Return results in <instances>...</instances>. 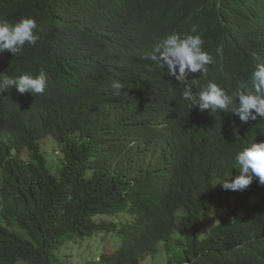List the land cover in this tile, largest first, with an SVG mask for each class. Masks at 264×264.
Segmentation results:
<instances>
[{
    "label": "trees",
    "instance_id": "trees-1",
    "mask_svg": "<svg viewBox=\"0 0 264 264\" xmlns=\"http://www.w3.org/2000/svg\"><path fill=\"white\" fill-rule=\"evenodd\" d=\"M155 1L8 0V4L14 2L17 5L8 18L11 22L24 17L42 22L43 32L38 41L42 42V47H48L41 55L56 56L55 65L69 76L65 79L67 82L74 85L75 81L70 77L92 82V89H73L62 97L59 100L61 107L38 129L39 137L50 133L56 136L65 130L84 132L89 137V141L81 146H73L76 158L72 167L62 169L55 180L40 173L21 174L24 172L21 169L11 177L16 189L9 195L16 203L17 213L3 216L0 238L10 227H16L22 242L27 245L26 255L34 254V264H69L67 246L93 237L88 228H98L104 223L94 219L99 213L97 209L113 211L125 206L120 198L123 186L111 178L119 174L122 162L113 152L98 153L97 148L104 143L101 131L105 125L109 122L118 126L121 114L132 115L134 109L125 111L127 108H124L121 112L122 91L99 99L95 93L101 92L104 75L110 80H130L142 78L147 69L153 72L163 70L143 58L146 52L141 47V31L157 41L172 34L162 31L153 15V5L149 3ZM178 1L188 11L180 19L183 32L199 34L210 45L208 52L213 56L214 67L212 79L220 83L227 81L225 84L231 87L234 82L248 80L255 65L264 63V0ZM52 43H56L55 47L51 46ZM217 49L222 52L217 53ZM205 78L190 76L187 83L191 85ZM148 84H151L149 80L146 81ZM191 86L193 93L205 87ZM184 88V84L169 77L165 71L146 107L147 115L155 111L158 117L168 122L170 118L164 139L166 144H183L196 155L218 158L223 154V163L217 160L215 166L206 169V173L194 174L193 170L188 173L192 182L201 184L207 176L235 165V156L244 146L241 141L234 144L240 139V130L235 127L241 122L230 112H200L198 107L192 108L182 98ZM228 93L232 96L234 91ZM165 113L168 117H163ZM244 124L261 128L264 127V118L258 117ZM139 131L156 134L152 141V149H157L152 157H156L160 152L158 136L162 130L155 131L151 125L142 124ZM195 145H200L201 149ZM42 157L46 160L44 155ZM142 158L140 162L145 164L147 157ZM130 163L123 167L130 169ZM175 170L179 171L178 168ZM138 189L141 194L143 188ZM28 194L34 198L30 200ZM149 221V215L142 218L143 225H148ZM212 222L210 230L196 228L189 234L165 238L168 261H172L171 264H264V188L249 192L234 219L226 217L211 229ZM0 244L2 261L8 264L14 249H9L3 242ZM127 248L134 250L138 247L128 243ZM140 248L146 249L145 252H133L119 260L103 254L101 264H142L148 255L158 252L156 241ZM88 263L98 264L95 259Z\"/></svg>",
    "mask_w": 264,
    "mask_h": 264
},
{
    "label": "clouds",
    "instance_id": "clouds-1",
    "mask_svg": "<svg viewBox=\"0 0 264 264\" xmlns=\"http://www.w3.org/2000/svg\"><path fill=\"white\" fill-rule=\"evenodd\" d=\"M149 5H153L151 11L162 31L172 34L157 41L141 31V47L146 52L143 58L163 70L153 72L147 69L142 78H132L134 80H110L104 75L101 92L95 93L99 99L122 91L121 112L124 108H127L125 111L134 109L132 115L121 114L118 126L109 122L105 125L101 131L104 143L97 148L98 153L113 152L122 162L119 174L111 178L123 186L120 198L125 205L123 209L113 211L98 208L99 213L94 219L104 223L98 228H88L93 237L86 239L98 245L92 257L98 264L102 263L103 254L118 260L133 252L141 254L146 249L140 247L153 241L157 242L158 252L146 258L160 257L162 264H171L166 255L165 238L189 234L196 228L210 230L212 220L211 229L226 217L234 219L249 192L264 188V127L254 129L244 124L258 117L264 118V63L255 65L248 80L234 82L231 87L226 85L227 81L220 83L212 79L214 67L213 56L208 52L210 45L199 34L183 32L180 19L188 13L187 8L178 0H156ZM16 6L14 2L10 5L8 0H0V223H3L4 215L17 213L16 203L9 195L16 189L15 182L11 181L15 171L40 173L55 180L62 169L72 167L76 158L73 146L89 141L84 132L72 130L58 132L56 136L51 133L38 136L39 126L61 107L59 100L73 89H92V82L81 77H70L75 81L73 86L67 82L65 79L69 76L55 65L56 56L41 55L48 47H42V42L38 41L43 32L42 22L33 17H24L17 22L8 19ZM55 44L51 46L55 47ZM221 52L222 49H217V53ZM165 71L169 77L185 85L182 98L192 108L198 107L200 112H230L241 122L235 127L240 130V139L234 144L241 141L244 146L235 156V165L207 176L201 184L192 182L188 173L192 170L194 174L206 173V169L215 166L217 160L223 163V154L218 158L196 155L183 144H166L164 139L170 118L168 122L158 117L155 111L147 115L146 107ZM194 75L206 77L191 84L205 86L196 93L187 83ZM148 80L151 84L146 85ZM231 91H234L232 96L228 93ZM142 124L151 125L155 131L162 130L158 136L160 152L156 157H152L157 153L156 148L152 149L156 134L139 131ZM48 137L58 142L56 153L61 155L58 160H54V156L48 158L43 150V142ZM195 146L201 149L200 145ZM143 156L147 157L145 164L140 162ZM132 159L134 162L130 163ZM127 163H130V169L123 167ZM175 168L179 171L176 172ZM138 187L143 188L141 194ZM13 193L16 195L17 190ZM28 197L30 200L34 198L29 194ZM145 215L150 217L148 225L142 224ZM0 242L14 249L8 264H34V254L26 255L27 245L22 242L16 227H10ZM128 243L138 248L130 250ZM0 264H5L1 244Z\"/></svg>",
    "mask_w": 264,
    "mask_h": 264
},
{
    "label": "rangeland",
    "instance_id": "rangeland-1",
    "mask_svg": "<svg viewBox=\"0 0 264 264\" xmlns=\"http://www.w3.org/2000/svg\"><path fill=\"white\" fill-rule=\"evenodd\" d=\"M58 149V142L52 138L48 137L43 142V150L47 157L52 156L54 160L61 158L60 154L56 153ZM56 155V156H55ZM87 242H79L75 244H70L67 246L66 253L69 259V264H90L89 260L95 255L98 250V245L95 242L86 240ZM72 245V246H71ZM70 247V248H69ZM144 264H162V259L160 257L146 258Z\"/></svg>",
    "mask_w": 264,
    "mask_h": 264
}]
</instances>
